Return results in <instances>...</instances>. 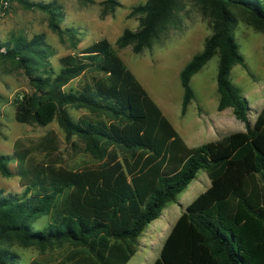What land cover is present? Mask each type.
Returning a JSON list of instances; mask_svg holds the SVG:
<instances>
[{
  "label": "trees",
  "instance_id": "obj_1",
  "mask_svg": "<svg viewBox=\"0 0 264 264\" xmlns=\"http://www.w3.org/2000/svg\"><path fill=\"white\" fill-rule=\"evenodd\" d=\"M15 1L47 12L50 29L60 38L50 8ZM201 3L211 34L178 73L180 114L193 98L189 79L216 56V111L230 109L244 131L193 148L184 145L105 39L60 57L56 73L45 68L37 36L0 43V59L16 62L36 82L34 94L14 96L15 122L44 127L56 119L65 136L78 138L93 161L76 170L61 166L51 132L27 145L16 140L11 155L0 154V175H15L21 189L0 191V264H19L9 251L13 244L40 249L68 245L54 264H126L145 227L175 202L198 171L205 173L209 186L180 213L152 264H264V107L250 124L247 101L229 79L234 64L244 67L231 34L230 10L247 15L262 32L264 63V0ZM175 10V0H148L133 8L142 14L139 26L123 30L117 44L140 53L173 20ZM85 73L89 79L80 87L63 91ZM66 107L105 120H72ZM8 163H14L13 171ZM41 217L45 223L34 229Z\"/></svg>",
  "mask_w": 264,
  "mask_h": 264
},
{
  "label": "rangeland",
  "instance_id": "obj_2",
  "mask_svg": "<svg viewBox=\"0 0 264 264\" xmlns=\"http://www.w3.org/2000/svg\"><path fill=\"white\" fill-rule=\"evenodd\" d=\"M24 1L51 9L57 20L52 21L60 31V38L50 29L47 12L34 7L27 8L11 0L0 18V43L12 38L30 41L37 36L39 49L45 56V68L56 73L60 57L77 54L93 42L105 39L186 147H197L224 135L244 131L243 124L234 119L230 109L216 112V56L189 79L193 98L184 114H180L182 91L178 73L191 56L202 49L204 40L211 34V22L201 0H175L173 20L158 30L150 46L138 54L131 51V45L119 46L117 40L123 30L135 31L138 28V18L142 14H134L132 9L144 5L148 0ZM230 11L234 17L231 34L243 58L244 67L234 64L229 79L247 101V117L252 124L255 114L264 107L263 34L253 26L247 15L234 8ZM89 76L90 73H85L71 80L62 88L63 91L77 89ZM35 84L34 78L26 76L16 62L0 59V154L11 155L16 140L27 145L51 132L57 140L55 157L61 166L76 170L91 165L93 161L85 153L83 143L74 136L67 138L56 119L44 127L35 123L15 122L12 105L14 96L18 93L34 94ZM65 109L72 120L82 117L105 120L103 116L83 108ZM14 166V163H8L11 171ZM207 183L205 173L198 171L185 190L177 195L175 202L162 209L157 223L153 224L154 235H151V239L147 232L152 225L139 235L135 241V253L126 264H152L177 218L176 214L184 210L179 204L189 205L205 190ZM20 190L15 175H0V191L3 194L19 193ZM45 221V217L39 218L33 224L34 229H39ZM67 247L63 244L40 249L13 244L9 251L15 254L19 264H27L32 260L54 264Z\"/></svg>",
  "mask_w": 264,
  "mask_h": 264
},
{
  "label": "crops",
  "instance_id": "obj_3",
  "mask_svg": "<svg viewBox=\"0 0 264 264\" xmlns=\"http://www.w3.org/2000/svg\"><path fill=\"white\" fill-rule=\"evenodd\" d=\"M226 110V109H225ZM224 111V110H223ZM217 112V111H216ZM222 112V111H221ZM78 119V118H77ZM77 119H75V120H77ZM225 136V135H224ZM223 137V136H222ZM222 137H220V138H222ZM219 139V138H218ZM217 139H215V140H212V141H216ZM211 141V142H212ZM190 148H193V147H190ZM208 180V179H207ZM209 186V181H208V183H207V185H206V187H205V189L207 188ZM185 197H186V195H185ZM179 207L181 208V209H184L186 206H181L180 204H179ZM172 210V209H171ZM181 211L182 210H180V212L178 213V214H176V212H175V214H176V217L178 218V216L180 215V213H181ZM160 216V215H159ZM159 218V217H158ZM157 218V219H158ZM176 218V219H177ZM176 221V220H175ZM157 222H156V220L155 221H152L151 223H149L146 227H145V229H148V226L149 225H152V227L149 229V231L147 232V234L149 235V238L151 239V235H154V234H152L153 233V229H154V225L153 224H156ZM174 224V223H173ZM156 226H159V224L158 225H156ZM172 227V226H171ZM130 259V258H129ZM128 262V261H127Z\"/></svg>",
  "mask_w": 264,
  "mask_h": 264
},
{
  "label": "built area",
  "instance_id": "obj_4",
  "mask_svg": "<svg viewBox=\"0 0 264 264\" xmlns=\"http://www.w3.org/2000/svg\"><path fill=\"white\" fill-rule=\"evenodd\" d=\"M8 6V2L6 0H0V18L3 16L4 11Z\"/></svg>",
  "mask_w": 264,
  "mask_h": 264
}]
</instances>
